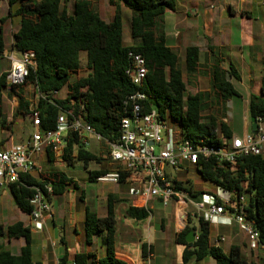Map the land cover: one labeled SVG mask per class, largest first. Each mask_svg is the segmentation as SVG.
Masks as SVG:
<instances>
[{
    "label": "trees",
    "instance_id": "16d2710c",
    "mask_svg": "<svg viewBox=\"0 0 264 264\" xmlns=\"http://www.w3.org/2000/svg\"><path fill=\"white\" fill-rule=\"evenodd\" d=\"M71 1L72 11L69 10ZM96 1L8 0L10 13L20 20L19 30L13 35L12 49L18 53L33 51L36 67L30 70L26 83L21 86L8 88L6 74L0 77V127L8 123L5 95L14 96L18 101L14 120H28L31 109L37 108L43 131L55 127L61 110H72L76 114L83 103L86 120L94 130L105 139L115 141L119 137L123 102L129 95L140 91L146 97L144 112L158 111L162 119L177 126L180 134L191 142L205 139L212 145H219L220 136L231 138L232 129L223 120L228 117V104L238 97L234 82H240L241 75L232 64L225 65L223 52L221 54L216 48L209 46L207 57L202 60L196 46L186 47L180 55L168 45L164 20L167 12L176 11V1L108 0L114 9L111 21L101 17L95 8ZM124 10L130 12L129 43L124 38ZM4 50V35L0 29V57ZM82 52L87 54L89 70L88 76L83 78L79 76ZM131 52L142 55L148 69L141 88H137L126 75L131 65ZM201 78L206 80V89L186 96L187 86H197L196 82ZM28 86L40 94L37 103L26 93ZM65 88V99L54 98L55 93ZM249 116L257 123L264 119V87L260 95H251ZM75 144H78L76 140L68 141L63 156L67 166L76 162L83 163L86 169L91 163L103 165L99 171H87L89 182L96 183L98 177L113 171V164L81 146L71 156ZM54 161V154L47 151L45 162L52 166ZM195 171L206 183L250 196L245 209L264 243V157L238 158L234 164H225L222 168L209 161L201 170ZM21 180L23 184L12 186L10 193L19 211L28 216L32 209V187L50 182L56 197L64 195L68 189H77L73 180L53 168L39 174L23 175ZM177 185L187 189L191 195L199 193L192 192L191 185L183 187L182 182H177ZM116 201L111 196L108 198L105 217L86 211V243L90 245L93 237H99L105 247V257L98 260L93 254H79L74 264H127L115 255ZM148 215L149 211L132 206L127 210V216L136 220L146 219ZM190 231L198 237L193 243L186 241ZM211 232L212 225L199 218L198 228L191 227L189 223L177 234V243L185 247L182 255L185 263L191 259L202 261L211 257L215 264H264V258H259V255L256 257L258 260H248L238 246H232L225 254L212 245ZM0 239V264H38L33 258L32 231L23 222H16L5 229L0 226ZM13 240L24 243L18 254H14L5 243Z\"/></svg>",
    "mask_w": 264,
    "mask_h": 264
},
{
    "label": "crops",
    "instance_id": "0c3cea01",
    "mask_svg": "<svg viewBox=\"0 0 264 264\" xmlns=\"http://www.w3.org/2000/svg\"><path fill=\"white\" fill-rule=\"evenodd\" d=\"M3 4L6 10L3 8ZM14 10L15 8H13V12ZM169 13L172 15V20L165 24L167 43L180 55L189 46H196L200 49L202 60L207 57L209 46L218 49L221 54L222 46L232 52L231 57L225 56V65L232 64L238 70L241 81L236 83L243 92L234 83L238 97L233 98L228 104L227 121L233 136L245 137L252 133L251 127L247 126L248 119L250 122L249 99L251 95H260L264 87V0H237L234 7L224 5L221 12L223 19L220 22L214 21L208 12L203 15L191 13L187 5H179L178 2H176V11H169L165 16ZM19 27L20 20L10 13L8 0H0V29L3 31L5 44L4 54L0 57V77L11 68V62L7 56L9 54L19 56L18 52L12 49L13 35L19 30ZM4 98L7 100L8 96L5 95ZM234 99L242 101L241 121L243 125H241L239 133L233 128L229 117V109L235 105ZM13 102V107L17 108L16 97L13 98ZM20 121L14 120V116H12L11 124L7 123L5 127H0V146L9 147L20 144L27 137L30 124L24 119H20ZM76 163L71 166L66 164L51 166L45 162L44 158L45 171L53 168L63 172L73 180L77 189L71 188L62 196H54L52 200L53 216L45 220L43 230L30 228V216L19 211L12 200L13 198L0 197V226L5 229L16 222H23L25 227L30 228L34 239L33 258L35 263L74 264L75 257L79 254H93L98 260L103 259L105 255L100 257L99 248L102 246V240L99 237H93L90 245L86 243V211L90 210L99 217H105L108 198L111 196L117 200L114 205L117 230L115 255L117 259L127 264H143L144 258L150 251L153 254L151 264H215L211 257L202 261L191 259L188 263L182 259L185 247L177 243L176 237L183 231V221H185V225L190 223L191 227L198 228V218L191 216L194 215V208L187 209L190 216L186 219L183 218V213L186 211L182 213L181 209L175 205L163 207L156 199L130 196L129 186L126 183H91L87 171H99L103 165L91 163L94 168L90 170L84 167L85 174L82 173L78 176L76 172H72L76 169ZM179 180L184 181L180 178ZM186 182L188 186H193L188 180ZM96 184L114 186L112 192L103 191L101 206H98L97 188L95 187L93 192L88 194L82 187ZM216 188L214 185L204 182L200 192L194 189L192 192H199L198 194L201 196L203 193L215 192ZM191 196L195 197V195ZM131 206L149 211L148 217L143 220L128 217L127 210ZM222 237L224 242L220 244L219 248L225 254L232 246L240 247L247 259L248 253L255 254V257L260 253L252 252L249 249L246 235L236 224L218 225L215 232L212 226L211 243L214 247H216L215 243L218 238ZM1 243L2 239H0ZM5 243L14 254H18L24 245L22 240H13L9 244L5 241ZM13 247L15 250H12Z\"/></svg>",
    "mask_w": 264,
    "mask_h": 264
},
{
    "label": "built area",
    "instance_id": "2783aa9c",
    "mask_svg": "<svg viewBox=\"0 0 264 264\" xmlns=\"http://www.w3.org/2000/svg\"><path fill=\"white\" fill-rule=\"evenodd\" d=\"M9 54L11 68L6 73L8 88L24 85L30 70L36 67L35 53L27 51ZM130 67L127 77L141 88L148 74L145 60L140 54L131 52ZM40 98V94L37 93ZM58 93H55L57 95ZM54 95V96H55ZM145 95L137 91L123 102V117L120 120L119 137L110 141L99 135L86 120V109L83 103L77 113L72 110H61L55 127L42 130V118L37 108H32L28 116L29 135L20 143L9 147L0 146V196L10 192L12 186L23 184L21 176L44 172V158L47 151L55 156L52 166L66 164L63 158L70 139L76 140L72 155L81 146L85 150L102 157L115 168L97 178V182L129 186L133 197L156 199L163 207L175 205L183 213V218L190 216L188 208H194V217L202 218L212 226L236 224L246 235L249 249L252 252H264L259 231L246 212V193L239 195L237 190L217 187L215 192L203 193L201 200L195 202L194 196L184 188H179L178 172L193 167L201 170L203 164L214 161L218 167L234 164L238 158L248 156L264 157V119L258 123V129L245 137L220 136V144L212 145L205 139L193 143L182 136L177 126L162 119L156 110L144 112ZM54 104V102L49 101ZM228 123L227 118L223 120ZM94 147L97 152L91 151ZM222 181V179H221ZM183 187H186L183 184ZM34 193L30 198L32 206L30 228L43 230L44 222L53 216L52 200L54 188L52 183L44 182L42 186L32 187ZM182 222L183 230L186 228ZM198 237L195 234V240ZM224 242L218 238L216 248ZM153 254L148 252L143 264H151Z\"/></svg>",
    "mask_w": 264,
    "mask_h": 264
},
{
    "label": "rangeland",
    "instance_id": "374dc122",
    "mask_svg": "<svg viewBox=\"0 0 264 264\" xmlns=\"http://www.w3.org/2000/svg\"><path fill=\"white\" fill-rule=\"evenodd\" d=\"M175 1L178 2L179 5L180 4L187 5L190 8L191 13L193 12L194 14L197 13L198 15H203V14H206L208 12V14L210 16H212L213 17L212 19L216 22H220L223 19V14L221 17V12H222V8L224 7V5H232L234 7L237 3V0H175ZM3 8H5V10H6V7L4 4H3ZM95 8L99 11L101 17L104 20H106V21L112 20V18L114 16V9H113V7L110 6L108 0H97L95 2ZM72 9H73V1H71L70 5H69V10L72 11ZM170 14L171 13H169V15L165 16L164 26H165L166 22H168V23L171 22V20H172L171 16L172 15H170ZM124 21H125L124 38H125L126 43H129L131 41V38L129 36L130 12L128 10H124ZM221 51L223 52L224 56H226L227 58L229 56L230 57L232 56V54H231L232 52L228 51V49L223 47V46L221 47ZM80 61H81L82 70H81V73L79 76L83 78V77L88 76V73H89V70L87 68V54L85 52L81 53ZM205 82H206V80L201 78V80L196 82L197 86L191 85V84L188 85L186 96L187 95H194V94L198 93V91L206 89ZM234 83L236 86H238V84L236 82H234ZM238 88L241 92H243L241 90V87L238 86ZM26 93L28 94V96L31 99H33V101H35L36 103L38 102L39 95L34 92V89L31 86L26 87ZM5 94H7V91H5ZM66 96H67V91L65 88L62 91H60V93L55 95L54 98H56L58 100H63L66 98ZM13 98H14V96H8V98L6 100L5 115L7 118H9V121H7L8 123H10L12 121V116H13L15 109H16L15 107H13L14 105H12V103L14 104ZM233 102H235V105H232V107H230L229 117H230V121H231L233 128L235 129L236 132L239 133L241 130V125H243V122L241 121L242 120V114H243L242 101H238L237 99H234ZM233 102H232V104H233ZM16 120L18 122H21L20 119H18V118H16ZM26 122L28 124H30L29 120H27V119H26ZM247 126L249 128L251 127V123L249 122V119L247 121ZM29 132H30V126H29ZM29 132H28L27 136L29 135ZM94 148L96 150L92 149V151L94 153H96L97 148L96 147H94ZM76 164H77L76 169L72 172H76V174L78 176H80L82 173H84V165L81 162H77ZM88 168L91 170L94 168V165L89 164ZM113 168H115V166H113ZM177 177L184 180V181H182V180L181 181L186 187H190V185L188 186L187 182H186V180H188L193 185L192 186L193 189L196 191H199V192L201 191V187L204 184V181L201 179V177L199 176V174L197 173V171H195V168H193V167H189L187 171L183 170V171L178 172ZM87 186L85 185L82 187L86 191V193H88V194H90V192L92 193L93 190L95 189V187L97 188L98 197H99L98 206L99 205L101 206V204H102L101 198L103 196L102 195L103 191H105V192L111 191L112 192L114 190V186H111L109 184H102V185L96 184V185H90V187H87ZM1 196H9V198H12L10 192H5ZM249 197L250 196L248 194H246L247 201L249 200ZM201 198H202V196H199V194L197 196L195 195V197H193V199H195V202H198L199 200H201ZM95 201L97 202V200H95ZM96 206H97V203H96ZM154 213L156 214V212H154ZM216 229H217V227L213 226L214 232ZM4 239H6V238H4ZM14 246L16 247V245H14ZM15 247H13L12 250H15ZM227 248H228V246H227ZM99 252H100V257L106 255L105 247L101 246L99 248ZM258 255H259L258 256L259 258H264V252H260ZM247 257H248V260H250V261L258 260V258L255 257V254H252V253H250V254L248 253Z\"/></svg>",
    "mask_w": 264,
    "mask_h": 264
},
{
    "label": "water",
    "instance_id": "95a60500",
    "mask_svg": "<svg viewBox=\"0 0 264 264\" xmlns=\"http://www.w3.org/2000/svg\"><path fill=\"white\" fill-rule=\"evenodd\" d=\"M250 122H251L252 133H254L258 129V123L256 122V119L253 117L250 118ZM186 241L187 243H193L195 241V232L190 231L186 236Z\"/></svg>",
    "mask_w": 264,
    "mask_h": 264
}]
</instances>
